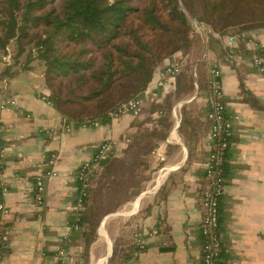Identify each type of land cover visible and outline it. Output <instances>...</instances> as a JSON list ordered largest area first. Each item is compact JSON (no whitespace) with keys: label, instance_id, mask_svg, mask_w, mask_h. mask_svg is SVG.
<instances>
[{"label":"crops","instance_id":"crops-1","mask_svg":"<svg viewBox=\"0 0 264 264\" xmlns=\"http://www.w3.org/2000/svg\"><path fill=\"white\" fill-rule=\"evenodd\" d=\"M240 30L230 28L222 43L204 40L208 69L200 70L205 78L214 64L222 68L225 115L233 128L220 199L223 246L218 264H264V108L250 100L252 95L264 102V76L251 53L264 45V24ZM178 57L179 53L174 58ZM174 58L156 71L149 88ZM13 63L0 60V73ZM28 66L22 69L15 64L11 70L16 74L0 77V99L14 98L20 105L0 111L9 188L5 201L12 208L0 264H58L55 255L60 246L67 251L61 264H106L116 239L132 242L134 225L144 246L124 264H202L201 192L210 151L209 92L198 97V82L193 92L189 90L191 67L187 62L178 79L160 88L158 102L147 100L148 91L142 94L146 100L140 115H120L106 125L81 127L63 126L66 121L57 107L42 97L49 95L45 68ZM171 96L177 101L165 111L169 118L159 116L158 105ZM196 99L190 112L194 120L183 128L182 108ZM177 105L179 125L172 113ZM105 139H116L117 145L109 163L97 172L91 203L94 209V192L101 186L109 196L106 203L113 205H106L104 211L100 226L104 236L99 233L87 249L82 228L72 227L79 192L76 172ZM52 154L56 159L49 166ZM49 167L54 174L46 179L44 202L39 204L36 176ZM116 220L119 224L113 235Z\"/></svg>","mask_w":264,"mask_h":264},{"label":"trees","instance_id":"trees-1","mask_svg":"<svg viewBox=\"0 0 264 264\" xmlns=\"http://www.w3.org/2000/svg\"><path fill=\"white\" fill-rule=\"evenodd\" d=\"M257 22L264 23V0H0V51L6 56L11 46L14 59L0 77L16 74L11 67L22 56L27 58L22 69L39 60L45 64L47 99L57 107L65 125H106L119 107L148 91L156 71L178 53L180 57L174 59L191 67L189 90L193 92L198 82V97L210 95L211 71L205 78L200 72L201 67L208 69L204 40L222 43L230 28L243 30ZM251 53L264 58V47ZM175 100L171 96L160 103L159 116ZM250 100L264 108V102L252 95ZM196 103L197 99L182 108L183 128L192 124L190 112ZM96 175L91 178L81 222L87 249L99 237L91 203ZM141 249L135 234L128 244L120 237L107 264H124Z\"/></svg>","mask_w":264,"mask_h":264},{"label":"built area","instance_id":"built-area-1","mask_svg":"<svg viewBox=\"0 0 264 264\" xmlns=\"http://www.w3.org/2000/svg\"><path fill=\"white\" fill-rule=\"evenodd\" d=\"M198 31L202 33V29L197 25ZM231 43L235 44V39L231 36L228 38ZM264 47V45H263ZM9 50V48H8ZM10 54V55H9ZM9 60L11 59V51L8 53ZM253 62L259 68L262 76H264V59L254 56ZM185 63L179 60L169 62L160 72L159 78L153 83V87L148 89L147 100L156 102L159 98V90L164 87L172 78H174L182 69ZM208 97L209 112L207 118L210 122V131L207 136V146L210 148L209 154L205 162L206 184L202 189V220L201 232L204 238L202 248V264H218L221 251L222 240L220 236V199L224 193L226 181V152L229 146L230 138L233 134L232 124L227 120L226 101L223 83V71L219 64H214L209 76ZM48 100V95L42 96ZM146 98L141 95L131 99L123 104L119 109L112 113L113 118L125 114H133L138 116L141 114ZM52 104L51 101L48 100ZM9 108H20L19 102L14 98H1L0 111ZM99 122L86 126H99ZM64 127H71L63 125ZM47 133H52L47 131ZM129 142L130 140L127 139ZM117 145L116 139H105L100 142L90 154V156L80 163L76 172V180L78 183V197L74 210L73 229L79 230L82 228L81 222L85 214V200L89 194L91 178L101 169L104 161L109 159L115 151ZM5 149L0 138V252L4 245L7 234L10 231L7 225L8 217L11 215L12 208L6 203L5 195L8 193V183L5 178ZM56 154H52L48 160V165L54 164ZM54 174L53 168H47L44 172L36 176V193L35 198L37 203L43 204L45 181ZM158 229L154 233H158ZM135 238L140 246L143 245L142 235L140 232L135 233ZM66 249L63 246L57 248L55 258L58 264L62 263L66 255Z\"/></svg>","mask_w":264,"mask_h":264},{"label":"rangeland","instance_id":"rangeland-1","mask_svg":"<svg viewBox=\"0 0 264 264\" xmlns=\"http://www.w3.org/2000/svg\"><path fill=\"white\" fill-rule=\"evenodd\" d=\"M259 24H264V23H256V25H259ZM11 46L9 47V50L11 51ZM13 50V49H12ZM10 55V54H9ZM8 54L6 56H4L2 54V52L0 51V60L2 61H5V63H7L6 59L9 60V56ZM26 56H22L20 59H19V63L17 64L18 66H23L24 62L26 61ZM12 63L14 62V59L12 61V55H11V59L9 61V63ZM31 63H33L34 65H37L38 67L42 66V68L44 67L45 68V64L39 60H32L30 61ZM109 196H107V194L102 191L101 189V186L98 187V189H96V191L94 192V210H95V222L98 223V229H97V232H98V235L101 236L99 234V226H100V222L103 218V215H104V211L107 209L106 205L107 206H112V202L111 204H109V202L106 203V199L108 198ZM119 224V221L116 220V222L113 224L112 226V234L114 235L115 234V230H116V226ZM103 227V226H102ZM103 236H104V233L102 231V228H101V232H100ZM101 240V238H100ZM99 240V241H100ZM109 262V260H108ZM107 262V263H108ZM106 263V264H107Z\"/></svg>","mask_w":264,"mask_h":264},{"label":"bare ground","instance_id":"bare-ground-1","mask_svg":"<svg viewBox=\"0 0 264 264\" xmlns=\"http://www.w3.org/2000/svg\"><path fill=\"white\" fill-rule=\"evenodd\" d=\"M172 113H173V116L175 117L176 125H179L181 122L180 105L175 106Z\"/></svg>","mask_w":264,"mask_h":264},{"label":"water","instance_id":"water-1","mask_svg":"<svg viewBox=\"0 0 264 264\" xmlns=\"http://www.w3.org/2000/svg\"><path fill=\"white\" fill-rule=\"evenodd\" d=\"M184 104V102H182V103H180V105L182 106ZM103 219V218H102ZM101 222H102V220H101ZM101 222H100V226H101ZM100 226H99V233H100ZM113 255H114V250H112V254H111V256H110V258L108 259V260H110L112 257H113Z\"/></svg>","mask_w":264,"mask_h":264}]
</instances>
